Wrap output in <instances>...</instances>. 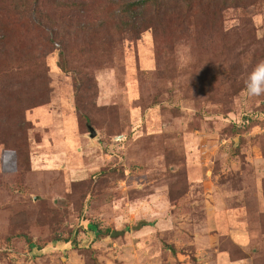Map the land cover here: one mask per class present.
<instances>
[{"label": "rangeland", "instance_id": "obj_1", "mask_svg": "<svg viewBox=\"0 0 264 264\" xmlns=\"http://www.w3.org/2000/svg\"><path fill=\"white\" fill-rule=\"evenodd\" d=\"M1 1L0 264H220L264 158V0Z\"/></svg>", "mask_w": 264, "mask_h": 264}, {"label": "crops", "instance_id": "obj_2", "mask_svg": "<svg viewBox=\"0 0 264 264\" xmlns=\"http://www.w3.org/2000/svg\"><path fill=\"white\" fill-rule=\"evenodd\" d=\"M258 162L253 192H244V201L223 210L226 212L224 228L217 219L219 227L213 233L214 238H226L230 246V249L214 247L220 264H264V158ZM236 254L238 257H233Z\"/></svg>", "mask_w": 264, "mask_h": 264}, {"label": "trees", "instance_id": "obj_3", "mask_svg": "<svg viewBox=\"0 0 264 264\" xmlns=\"http://www.w3.org/2000/svg\"><path fill=\"white\" fill-rule=\"evenodd\" d=\"M154 1L156 0H138V1L131 2V3H127L125 4L126 8L122 10V13H124L127 17L129 13L132 14L133 12L144 9L145 7L154 8L155 7ZM181 1L182 2L178 3L177 5L182 6L183 2H186L184 6L188 7V9H191V7L189 8V6L191 5V2H194V0H184V1L181 0ZM237 1L239 0H199V2L202 4V8L208 11V12H205V16L207 17V19L209 21L214 19L215 22L218 20V18L222 17L225 9L231 6L230 4L233 3L235 5H238ZM3 3H4V6H3ZM35 3H36L35 0H9L8 2H6V0L1 1L2 7H5L6 9L10 11L11 10L20 11V10H25V9L33 10V8L37 5ZM138 29L139 28L134 27L133 30L137 31ZM141 226H144V224L136 226L135 229H138ZM91 230L93 232H97L102 235H111L112 237L118 236V233L120 234L123 233V232H117L116 230L111 231L110 229H106L104 231H98L96 227L92 228Z\"/></svg>", "mask_w": 264, "mask_h": 264}, {"label": "clouds", "instance_id": "obj_4", "mask_svg": "<svg viewBox=\"0 0 264 264\" xmlns=\"http://www.w3.org/2000/svg\"><path fill=\"white\" fill-rule=\"evenodd\" d=\"M246 84L249 96L264 94V61L257 65Z\"/></svg>", "mask_w": 264, "mask_h": 264}, {"label": "water", "instance_id": "obj_5", "mask_svg": "<svg viewBox=\"0 0 264 264\" xmlns=\"http://www.w3.org/2000/svg\"><path fill=\"white\" fill-rule=\"evenodd\" d=\"M90 135H91V137H95L96 136V132L92 128L90 129Z\"/></svg>", "mask_w": 264, "mask_h": 264}]
</instances>
